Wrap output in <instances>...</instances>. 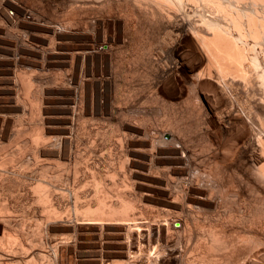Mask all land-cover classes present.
Returning <instances> with one entry per match:
<instances>
[{
	"label": "bare ground",
	"instance_id": "bare-ground-1",
	"mask_svg": "<svg viewBox=\"0 0 264 264\" xmlns=\"http://www.w3.org/2000/svg\"><path fill=\"white\" fill-rule=\"evenodd\" d=\"M49 1L0 0V52H4L0 54V99L4 102L0 104V264H79L71 258L85 230L99 233L101 248L118 241L124 250L120 254L123 260H116L119 264H264V0H60L70 13L61 20L48 14L54 5ZM188 8L196 20L187 18ZM180 13L186 18L181 19ZM139 21L164 31L160 40L179 54L161 68L179 86L175 95L182 99L191 86L205 94L201 93L208 109L215 110L218 119L221 110H227L223 115L227 125L220 130L227 134L228 144L219 150L220 142L213 141L210 159L214 168L192 176L191 169L182 166L191 154L176 132L161 129L155 136L150 133L151 124L149 129L143 128L140 120L129 119L121 123L118 135L122 150L119 169L106 174L107 183V176L91 170V190L87 192L88 183L83 186V179L79 181L83 164L85 169L89 166L87 153L79 148L80 122L103 113L102 100L113 93L102 91L112 82L107 78L96 81L95 66L100 62L106 74L112 75L114 50L118 43L125 46L127 33ZM81 24L89 27L81 29ZM88 29L98 33L103 29V43L85 37L91 35ZM112 29L114 33L108 37ZM19 31L26 33L20 35ZM82 38H87L86 43L73 45ZM188 55L194 63L187 62ZM19 61L33 68L23 69ZM66 67L71 73L61 72ZM53 98L67 104L61 105L67 116L59 109L63 118L51 123L47 108ZM157 155H167L175 167L168 170L167 165L163 171L157 167L155 174L150 169L135 170L137 161L146 156L153 165L158 163L162 157ZM225 175L230 180L227 190ZM158 196L168 208L159 210L168 214L180 211L183 218L172 220L171 212L172 222L158 217L167 222L165 227L150 224L157 218L142 216V208L150 201L158 203ZM142 228L147 231H140ZM124 239L128 242L123 243Z\"/></svg>",
	"mask_w": 264,
	"mask_h": 264
},
{
	"label": "rangeland",
	"instance_id": "rangeland-1",
	"mask_svg": "<svg viewBox=\"0 0 264 264\" xmlns=\"http://www.w3.org/2000/svg\"><path fill=\"white\" fill-rule=\"evenodd\" d=\"M55 1V2H54ZM51 4H52V2H53V4L54 5H52L53 7H52V9H50L49 11H48V14L50 13V15L54 18V19H58V20H61V19H64V18H67L68 16H66V15H69L70 13H69V11H68V8L65 6V5H63V2H61L60 0H53V1H49ZM55 3H57V5H55ZM59 3V4H58ZM56 6V7H55ZM58 7V8H57ZM64 7H65V9H64ZM59 9L60 8V10H56L57 12V14L54 12V10L55 9ZM189 9V10H188ZM188 9H186V12L187 11H189L190 12V8H188ZM52 11H53V13H54V15H53V13H52ZM65 12V13H63V12ZM60 12V13H59ZM186 13L185 15L186 16H188L187 18L189 19L190 17L189 16H191V18L193 19V20H196L195 18H193L194 16H195V14L193 13V12H190V13ZM63 13V14H62ZM194 14V16L192 17V15ZM181 15H179V17L181 18V19H183V17L185 16H182L183 15V13H180ZM188 14V15H187ZM62 15V16H61ZM55 16V17H54ZM58 16V17H57ZM64 16V17H63ZM61 17V18H60ZM63 17V18H62ZM184 18H186V17H184ZM190 18V19H191ZM192 20V21H193ZM181 21V20H180ZM175 23H177V22H179V18H177V20L175 19V21H174ZM139 23V24H138ZM138 23H135V25H134V29L132 28V30L129 32V33H127V35H126V37H125V43H124V45L125 46H123V43H118V45L120 46H118V47H116L115 48V50H114V61H115V63L113 64V66L114 67H112V75H107L106 74V71H105V69H104V65H103V67H102V64L99 62V66L97 67V66H95V68H97V71H96V69H95V78L97 77V79H95L96 81H100V80H106V78L110 81V83L112 84V85H110V87L109 86H104V87H102V91H105L104 93H106V91L109 93L111 90H112V92L113 93H109L108 95H107V97L105 98V99H103L102 100V103H103V106L105 107V110L103 111V113L105 112L106 113V111H107V109H108V111L109 112H107V114H103L102 112H101V114L99 115V114H95L94 116H92V117H90V116H86L87 118H89V119H87L86 117H84L83 119H82V121L80 122L81 123V130H80V132H79V137L81 136V134H82V138L80 137V140L79 141H81V142H79L80 144V146H79V148H80V150L82 149V154H86L87 153V156H88V158H89V160H88V163H89V166H91L90 164L92 163V166H91V168H90V170H89V166H88V168L87 169H85V167H84V164H83V166H82V171L80 172V173H83V178L81 177L82 176V174H79V181H80V179H83L81 182H80V184L81 185H83L84 186V184L85 183H88L87 185L85 184V190L87 191V192H90V190H91V178L89 177V176H92V173L93 172H95L96 170L95 169H97V171H99V172H101V174H102V176L104 177H106L110 172H111V170L112 169H119V167H117V166H119L118 165V163H119V160H120V157H122V150L121 149H119V148H121V147H119L120 145H119V143H118V140H119V138H118V135L119 136H121V123L122 122H124V121H126V122H130V120L133 118V120L132 121H134L135 119H138V120H140L141 121V125H142V127L144 128V127H146V128H148V126L150 125V126H152V127H150L149 126V130H150V133L153 135V134H155L157 131L159 132L161 129L162 130H166V129H172L174 132H176L177 134H178V136L180 137L179 139L181 140V142H182V144L184 145V147L186 148V150H187V153H188V155H190L188 158H187V163H185V164H183L182 166L183 167H185V168H187V170L189 169V171H190V169H191V172H189L190 173V175H192V176H194L193 174L195 173H199V174H203L204 173V171H205V173H207L208 171L207 170H209L210 171V169L211 168H214V163L212 162V160L210 159V156L211 155H213V153H214V146H213V141H218L217 143H219L220 142V145L222 146H219V150H222L223 148H226L227 147V134L225 133H222V131L220 130V127L222 126H225V125H227L226 123H224V121H226L225 119H226V117H224V116H226V114H225V112H227V110L225 109V108H223L222 110H221V113L223 112V114H222V116L221 115H219V116H221V117H219V119H218V116H216L215 115V113H214V111L215 110H209L208 109V106H207V103H205L206 101H205V99H203V98H205L204 96H205V94H203L202 93V91L200 92L199 90H197V89H195V88H193V87H191V86H187V88L189 89V92L190 93H188L187 94V92L188 91H186V95L182 98V99H180V98H178L177 97V95H175V94H177L178 92H179V86L178 85H176L175 84V82H174V80H173V77L172 76H169L168 74H166V73H163V71H162V69L161 68H164L163 66H165L166 65V63L168 64V63H170V62H174L175 60H174V58L175 57H177V55H179V54H174L173 53V51H172V48L171 47H169V45L168 46H166L164 43H162V41L160 40L161 38L160 37H164V31H162V30H158V29H156V28H154L153 29V27H149L147 24H144L142 21H139ZM82 28L81 29H84L85 27L86 28H88L89 26H87V25H84V24H81L80 25ZM90 29V28H89ZM88 29V30H89ZM87 30V31H88ZM101 30V29H100ZM99 30V32H101V33H98V30H89V32H87V33H89V35L90 36H86L85 35V37H89V38H91L90 40L92 41V42H94V40H92V39H94L95 38V42L94 43H98V44H102L103 43V39H104V34L105 33H103V32H105V31H103V29H102V31H100ZM156 30V31H155ZM158 30V31H157ZM147 31V32H146ZM26 33L25 31H19L18 32V34H20V35H25L24 33ZM160 32H161V34H160ZM96 34L95 36L97 37H95L94 36V34ZM107 33V32H106ZM113 33H114V30L112 29L111 31H110V33H108V37H110V36H112L113 35ZM98 34H100L101 35V37H98V36H100V35H98ZM93 35V36H92ZM110 35V36H109ZM163 35V36H162ZM174 36H176V35H174ZM103 37V38H102ZM141 37V38H140ZM100 38V39H99ZM140 38V39H139ZM176 39H177V36L175 37ZM98 39H99V41H98ZM82 40V41H81ZM86 40H87V38H82V39H80V40H77V42H78V44H76L77 42H76V40H75V42H72V44L73 43H75V44H73V45H77V46H80V45H83L84 44V42L83 41H85V43H86ZM81 41V42H80ZM80 42V43H79ZM102 42V43H101ZM80 44V45H79ZM133 45V46H132ZM148 46H149V48H148ZM165 46V47H164ZM165 48V49H164ZM143 49V50H142ZM162 49H163V51H162ZM167 49V50H166ZM119 51V52H118ZM159 51V52H158ZM160 51H162V53H161V55H159L160 54ZM182 52V51H181ZM2 53H4V52H0V54H2ZM158 54V55H157ZM182 54H183V52H182ZM164 55V56H163ZM118 56V57H117ZM159 57V58H158ZM163 57V58H162ZM160 58H161V60H160ZM190 58H191V56L190 55H188V57H187V62L188 63H194L192 60H190ZM27 59H29V60H32L31 58H27ZM166 62H165V61ZM158 62V63H157ZM19 63H20V67H22L23 69H28V68H33L31 65H28V64H26L25 62H22V61H19ZM162 63V64H161ZM165 64V65H164ZM99 67H101V69H99ZM68 68V69H67ZM114 68V69H113ZM59 69V68H58ZM66 69V70H65ZM116 69V70H115ZM61 70V72L63 73H67L68 71L71 73V68L70 67H66V68H61L60 69ZM71 70V71H70ZM74 70V69H73ZM98 71L100 72V73H98ZM103 71V72H102ZM117 71V72H116ZM74 72H75V70H74ZM74 72H72V73H74ZM98 73V74H97ZM101 73H103V75H101ZM102 76H100V75ZM100 78H99V77ZM104 77V78H103ZM114 77V78H113ZM116 77V78H115ZM112 80H111V79ZM163 79V80H162ZM164 84V85H163ZM112 86V87H111ZM186 88V89H187ZM194 91V92H193ZM117 93V94H116ZM204 95H202V94ZM107 94V93H106ZM111 94V95H110ZM142 94V95H141ZM194 94V95H193ZM197 94V95H196ZM113 95H114V97H113ZM118 95V96H117ZM151 95V96H150ZM175 95V96H174ZM109 96H111V97H109ZM188 96V97H187ZM113 97V98H112ZM111 98V99H110ZM147 98V99H146ZM164 98V99H163ZM114 99H115V101H114ZM185 99V100H184ZM244 99H246V98H244L243 97V95H242V100L243 101H245ZM106 100H109V101H106ZM145 100V101H144ZM151 102H150V101ZM188 100V101H187ZM199 100V101H198ZM257 100V99H256ZM3 102V100H1L0 99V104H1V106H3L4 105V102ZM57 101V102H56ZM111 101V102H110ZM157 101V102H156ZM169 101V102H168ZM201 101V102H200ZM210 101H212V100H210ZM113 102V103H112ZM143 102V103H142ZM178 102V103H177ZM197 102V103H196ZM57 103V104H56ZM105 103V104H104ZM108 103V104H107ZM154 103V104H153ZM258 103H259V101H256V103H254V106L255 107H257L258 106ZM59 104V105H58ZM107 104V105H106ZM115 104V105H114ZM123 104V105H122ZM141 104V105H140ZM56 105H58V108H57V106ZM66 106L67 104H60L59 102H58V99L57 98H55V101H54V98L50 101V104L48 105V107L49 108H47L48 109V114H47V116L49 115V118H50V121H51V123H53V122H55V120L58 118L59 120L60 119H62L63 117H65V116H67L66 114H65V110L63 109V108H66V107H63L62 108V106ZM110 105V107H107V106H109ZM154 105V106H153ZM60 106V107H59ZM114 106V107H113ZM122 106V107H121ZM128 106V107H127ZM151 106V107H150ZM169 106V107H168ZM206 106V107H205ZM56 107V108H55ZM106 107H107V109H106ZM118 107V108H117ZM124 107V108H123ZM135 107V108H134ZM142 107H143V109H142ZM62 108V109H61ZM115 108V109H114ZM117 108V109H116ZM120 108V110H118ZM149 108H150V110H149ZM152 108H154V109H152ZM58 111V112H56V110ZM59 109L62 111H59ZM124 110V111H123ZM127 110V111H126ZM170 110H172V111H170ZM134 113H133V112ZM206 111V112H205ZM211 111V112H210ZM6 113H7V111H5ZM51 112H52V114H51ZM63 113L64 114V116L63 117H59V116H62V115H60L61 113ZM128 112H130V113H128ZM192 112V113H191ZM210 112V113H209ZM57 113V114H56ZM110 113V114H109ZM111 113H113V114H111ZM121 113V114H120ZM139 113H141V114H139ZM157 113V114H156ZM160 113V114H159ZM166 113V114H165ZM103 114V116H102V118H101V115ZM123 114V115H122ZM207 114V115H206ZM235 115H237V113H234ZM233 114V115H234ZM58 117H57V116ZM111 115V116H110ZM127 115V116H126ZM136 117H135V116ZM161 115V116H160ZM178 115V116H177ZM213 115H214V117H213ZM224 115V116H223ZM51 116V117H50ZM55 116V117H54ZM98 118H97V117ZM105 116V117H104ZM117 116V118H115V117ZM139 116H142L141 118L139 117ZM146 116V117H145ZM148 116H150V117H148ZM157 116H159V118L157 117ZM177 116V117H176ZM113 118V119H111V118ZM125 117V118H124ZM131 117V118H130ZM154 117V118H153ZM203 117H205V118H203ZM217 117V118H216ZM53 118V119H52ZM93 118V119H92ZM115 118V119H114ZM152 118V119H151ZM163 118V119H162ZM168 118V119H167ZM223 118H225L224 119V121H223ZM57 119V120H58ZM117 119V120H116ZM130 119V120H129ZM156 119V120H155ZM218 119V120H217ZM94 120H96V121H98V123L95 121L94 122ZM102 120H103V122H102ZM161 122H160V121ZM172 120V121H171ZM183 120V121H182ZM213 120H216L217 121V123L218 122H222V124L223 125H221V123L219 124H215V123H213ZM220 120V121H219ZM91 121H92V125H94V127L90 124L91 123ZM105 121V122H104ZM110 121H112V122H110ZM116 121V122H115ZM156 121H158L157 123H156ZM84 122V123H83ZM93 122L95 123V124H93ZM101 122L102 123H104V124H102L101 125ZM111 124H110V123ZM114 122V123H113ZM97 123V124H96ZM109 123V124H108ZM168 123H170L171 124V127H167V125H168ZM179 123V124H178ZM200 123H201V125H200ZM115 124V125H114ZM146 124V125H145ZM156 124H157V126H156ZM161 124H162V126H161ZM225 124V125H224ZM101 125V126H100ZM106 126V128H101V127H105ZM109 125V126H108ZM117 125V126H116ZM120 125V126H119ZM175 125V126H174ZM87 126V127H86ZM100 126V127H99ZM108 126V127H107ZM161 126V127H160ZM202 126H204L203 128H202ZM207 126H208V128H207ZM257 126V125H256ZM83 127H84V129H83ZM88 127H90V128H88ZM163 127V128H162ZM221 127V128H222ZM258 127V126H257ZM207 128V130H205ZM87 129V130H86ZM99 129V130H98ZM102 129V130H101ZM153 129V130H152ZM155 129V130H154ZM202 129V130H201ZM211 129V130H210ZM105 130H106V132H105ZM157 130V131H156ZM214 130H216L215 132H214ZM219 130V131H218ZM81 131L83 132V133H81ZM90 131V133H88ZM92 131V132H91ZM99 131V132H98ZM155 131V132H154ZM95 132H97V133H95ZM102 132H104V135H103V133ZM189 132V133H188ZM206 132H209L208 133V137H207V133ZM221 132V133H220ZM81 133V134H80ZM86 133H88V134H86ZM93 133H95V134H93ZM102 133V134H101ZM107 133V134H106ZM119 133V134H118ZM215 133V134H214ZM216 133H217V135H216ZM85 134V135H84ZM93 134V135H92ZM100 134V135H99ZM221 134L223 135L222 137H221ZM96 135V136H95ZM103 135V136H102ZM206 135V136H205ZM213 135V136H212ZM86 136V137H85ZM92 136V137H91ZM94 136V137H93ZM114 136H116V137H114ZM155 136H158L157 135V133H156V135ZM114 137V138H113ZM207 137V138H206ZM214 137V138H213ZM216 137V138H215ZM218 137V138H217ZM92 138V139H91ZM113 138V139H112ZM167 138L169 139V135H166L165 136V140H167ZM211 138V139H210ZM93 139H94V141H93ZM96 139V140H95ZM115 139V140H114ZM116 139H117V141H116ZM203 139V140H202ZM215 139H217V140H215ZM223 139V140H222ZM101 140V141H100ZM179 140V141H180ZM190 140V141H189ZM90 141V142H89ZM91 141H93V143H91ZM113 141H115V142H113ZM224 141V142H223ZM97 142V143H96ZM101 142V143H100ZM107 142V143H106ZM186 142H188V143H186ZM212 142V143H211ZM224 144H223V143ZM226 142V143H225ZM91 143V145H90V147H89V144ZM95 143V144H94ZM111 143V144H110ZM94 144V145H93ZM99 144V145H98ZM93 145V146H92ZM96 145V146H95ZM110 145V146H109ZM114 145V147H111V146H113ZM226 145V146H225ZM98 146V147H97ZM99 146H102V147H100L99 148ZM223 146H225V147H223ZM83 147V148H82ZM89 147V148H88ZM105 147H107V148H105ZM118 147V148H117ZM146 148H150L151 149V147L150 146H145ZM92 148H94V150H93V153H91L92 152ZM105 148V149H104ZM148 148V149H149ZM221 148V149H220ZM89 149H90V151H89ZM102 149V150H101ZM114 149H115V151H114ZM146 150L149 154H150V150ZM189 149V150H188ZM199 149V150H198ZM87 150H88V152H90V153H88L87 152ZM109 150L111 151V152H109ZM118 152H117V151ZM164 150V149H163ZM104 151H106V154H105V152ZM150 151V152H149ZM193 153H192V152ZM199 151V152H198ZM213 153H212V152ZM85 152V153H84ZM104 153L103 155L101 154V153ZM115 152H117V153H115ZM191 152V153H190ZM197 152V153H196ZM113 153H115V154H113ZM119 153V154H118ZM195 153L197 154V155H195ZM212 153V154H211ZM98 154H100V155H98ZM121 154V156L119 157V155ZM211 154V155H210ZM90 155V156H89ZM92 155H94V156H92ZM98 155V156H97ZM185 155V154H184ZM108 156V158H105V157H107ZM197 156V157H196ZM204 156V157H203ZM104 158V159H101V158ZM117 157H118V159H117ZM147 157V156H146ZM146 157H143V158H141V159H139V161H137L138 163H136L137 165L135 166V170L137 169V170H140V171H142V172H147V171H149L148 169H150V171L152 172V171H154V172H152V173H154L155 174V172H156V169H158L159 168V170L161 169V171H163L164 169L165 170H167L166 168H163L164 166L166 167L167 165V168L168 167H170V168H172V167H175L174 166V164L173 163H171V161H170V159H169V157L167 156V155H164V158H163V155H157V158H159V159H161V157H162V159L161 160H163V159H165V160H163V161H161V160H159V159H157V162H158V160H159V162L158 163H154L155 165H153V162H151V161H149V159H145ZM91 158H93V160L91 159ZM114 158V159H113ZM184 158H185V156H184ZM96 159H97V161H96ZM100 159V160H99ZM107 159H108V161H107ZM113 159V164H112V160ZM169 159V160H168ZM186 159V158H185ZM189 159V160H188ZM93 162H92V161ZM95 160V161H94ZM99 160V161H98ZM115 160V161H114ZM116 160H118V161H116ZM140 160H141V162H143V163H141L140 162ZM146 162H145V161ZM172 160V159H171ZM191 160H193V162L191 161ZM199 160V161H198ZM101 161V162H100ZM103 161L105 162V164L107 163H109L108 164V166H106V165H104V163H103ZM107 161V162H106ZM110 161V162H109ZM161 161V162H160ZM190 161H191V163H190ZM96 162L98 163L97 165H96V167H98V168H96V167H94L95 166V164H96ZM162 162H164L163 164H162ZM189 162V163H188ZM212 162V163H211ZM102 163V164H101ZM148 163V164H147ZM94 164V165H93ZM138 164H140L139 166H138ZM142 164H144V165H142ZM150 164V165H149ZM190 164H192V165H190ZM195 164L197 165V166H195ZM102 165H104V166H102ZM110 165V166H109ZM112 165V166H111ZM151 165H153V167L151 166ZM157 165V166H156ZM162 166V167H159V166ZM173 165V166H172ZM190 165V168L188 167ZM194 165V166H193ZM102 166V167H101ZM141 166V167H140ZM147 166V167H146ZM192 166H193V168H194V171H193V168H192ZM201 166V167H200ZM205 166H207V167H205ZM93 167V168H92ZM101 167V168H100ZM105 167V168H104ZM107 167V168H106ZM110 167V168H109ZM140 167V168H139ZM147 168V170H145L144 168ZM150 167H152V169H154L155 167V169L154 170H152ZM158 167V168H157ZM95 168V169H94ZM143 170H142V169ZM170 168H168V170H171ZM199 168V169H198ZM206 168V169H205ZM209 168V169H208ZM99 169V170H98ZM105 169V170H104ZM87 170V171H86ZM91 170H93V172L91 173V175H90V171ZM101 170V171H100ZM195 170H198V172L197 171H195ZM200 170H204V171H201V173H200ZM104 171V172H103ZM108 171V172H107ZM84 172H85V175H84ZM87 172H88V174H87ZM165 172H167V171H165ZM105 173V175H103ZM107 174V175H106ZM81 175V176H80ZM157 175V174H156ZM196 175H198V174H196ZM84 176H86V177H89L90 179H88V178H86V177H84ZM108 177L109 176H107L106 177V183L107 182H109L110 180L108 179ZM225 177H229L228 175H225V176H223V181L225 180V183L224 184H228L229 183V178H225ZM225 178V179H224ZM87 179V180H86ZM84 180H86V181H84ZM90 180V181H89ZM109 180V181H108ZM228 180V181H227ZM84 181V182H83ZM84 183V184H83ZM206 183H204V185H205ZM227 184L225 185V187H226V190L227 189H229L230 188V183L228 184V187H227ZM89 186V187H88ZM250 197H252L251 195H250ZM90 198V197H89ZM160 198V196H158L157 197V199H159ZM163 197H161L160 199H162ZM160 199H159V201H160ZM159 201H158V203H159ZM151 203H152V201H150ZM157 201H155V203H154V201H153V203L151 204V203H146V205L148 204V206H146L145 207V205H144V207L146 208H142V209H144V212H146L145 213V215H144V212L142 211V209L140 210V213L141 212H143L142 214V216H145L146 218H148L149 217V219L151 218V219H156L157 218V221L155 220L154 222H153V220H151V222H149L150 224H154L155 226L154 227H157L158 225L161 227L162 225H163V227H165V225L167 224V222L166 221H164V220H160V219H162V218H159L158 219V217H160V215L161 216H165V217H163V218H166V220H168V221H170V222H172V220H175V219H180L181 217L183 218V214L180 212V211H178V213H177V211L175 212L174 210H170V213L171 212H173L172 213V215L174 216V219H173V216L172 215H170V213L168 214V212L166 211L168 208L167 207H165L164 205H162L161 204V201H160V206L158 205V203H156ZM153 205V206H156L155 208L153 207V206H151V205ZM150 206V207H149ZM147 207H149V208H147ZM164 208V209H166V210H163V209H161V210H159L160 208ZM150 208H151V210H150ZM147 209H148V212H153L152 210H154V212H156L155 210H157V212L156 213H149L148 214V212H147ZM139 211V210H138ZM159 211V212H158ZM162 211V212H161ZM165 211L167 212V213H165ZM163 213V214H161V213ZM181 213V214H180ZM155 214V215H154ZM159 216H158V215ZM166 214V215H165ZM177 214L178 215V217H177V215L175 216V215ZM179 214H180V216H179ZM147 215V216H146ZM149 215V216H148ZM152 217H154V216H156V217H154V218H152ZM182 215V216H181ZM172 216V217H171ZM169 217H171L172 218V220H170L171 218H169ZM181 218V219H182ZM160 221H161V224H160ZM146 223H147V221H145ZM145 222H141V223H144L145 224ZM158 222H159V224H158ZM164 222H166V224L164 223ZM82 223H84V222H82ZM87 225H88V223H90L88 226H95V224L96 223H94V222H85ZM93 225H92V224ZM140 223V222H139ZM140 223V224H141ZM157 223V224H156ZM84 225L83 224V226H87V225ZM82 225V224H81ZM97 225V224H96ZM162 228V227H161ZM133 229H135V230H137L136 228H133ZM140 231H147L146 230V228H142V229H139ZM86 231V232H85ZM85 231H83L81 234V240H80V245H79V247L77 248V252H76V254H75V256H74V258L72 257H70L71 259H74V260H72V261H78V263L79 264H95V262H97L96 264H119L120 263V261H122L123 260V258H122V256H120V254H122V252L124 251V250H122L121 249V246H120V244L118 243V241H115V240H113V241H111V242H109V243H107L108 245H107V247L106 248H101V244H100V240L98 239V234L99 233H97V232H94V231H91V230H85ZM90 232V233H89ZM94 233V234H92V233ZM84 233V234H83ZM91 234V235H90ZM58 235V234H57ZM57 235H55L54 236V238H57V237H60V236H57ZM166 235H167V232H166ZM88 236V237H87ZM91 236V237H90ZM51 237H53V236H51ZM86 238V239H85ZM91 238V239H90ZM92 240V241H91ZM127 239H124L122 242L123 243H126V242H128V240L126 241ZM86 241V242H85ZM91 242H92V244H91ZM84 243H86L85 245L86 246H84ZM89 243H90V245H89ZM114 243H116V245L114 244ZM81 244H82V246H81ZM88 244V245H87ZM110 244V245H109ZM119 244V245H118ZM99 245V246H98ZM115 245V246H114ZM91 246V247H90ZM93 246H96V247H93ZM113 246V247H112ZM117 246V247H116ZM119 246H120V249H118L119 248ZM85 248V249H84ZM87 248V249H86ZM112 248H116V250H114V249H112ZM80 249H81V251H80ZM103 249V250H102ZM110 249H112V250H110ZM84 250V251H83ZM93 250V251H92ZM94 250H97V251H94ZM101 250H102V252H101ZM107 250V251H106ZM122 250V251H121ZM89 251V252H88ZM91 251V252H90ZM114 253V256H113V253ZM115 251H116V253H115ZM121 253H120V252ZM91 253V254H90ZM110 253V254H109ZM106 254V255H105ZM108 254V255H107ZM117 254V255H116ZM119 254V255H118ZM110 255V256H109ZM99 256H100V259H98L99 258ZM109 256V257H108ZM113 257V258H112ZM76 258H78V259H76ZM87 258V259H86ZM116 258V259H115ZM89 259V260H88ZM96 259V260H95ZM102 259H104V260H102ZM106 259H108V260H106ZM110 259V260H109ZM114 259H115V261H114ZM120 260V261H116V260ZM69 261H70V259H68ZM88 260V261H87ZM90 260H93V261H90ZM111 260H113L112 261V263H111ZM71 261V262H72ZM99 261V262H98ZM105 261H106V263H105ZM84 262V263H83ZM107 262H109V263H107ZM116 262H119V263H116ZM122 263V262H121Z\"/></svg>",
	"mask_w": 264,
	"mask_h": 264
}]
</instances>
